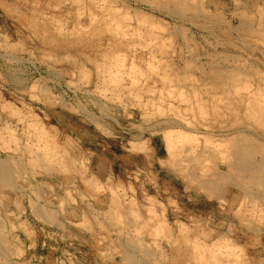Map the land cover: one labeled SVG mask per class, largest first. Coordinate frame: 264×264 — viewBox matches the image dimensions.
I'll return each mask as SVG.
<instances>
[{"label":"rangeland","instance_id":"1","mask_svg":"<svg viewBox=\"0 0 264 264\" xmlns=\"http://www.w3.org/2000/svg\"><path fill=\"white\" fill-rule=\"evenodd\" d=\"M200 1L0 0V264H264V174H190L264 166V0Z\"/></svg>","mask_w":264,"mask_h":264},{"label":"bare ground","instance_id":"2","mask_svg":"<svg viewBox=\"0 0 264 264\" xmlns=\"http://www.w3.org/2000/svg\"><path fill=\"white\" fill-rule=\"evenodd\" d=\"M184 1V0H183ZM185 1H187V0H185ZM201 1H203V0H201ZM200 1V2H201ZM180 2V1H179ZM190 2H192V1H190ZM187 3V2H186ZM190 4V3H189ZM185 5V4H184ZM183 5V6H184ZM7 6V5H6ZM5 6V7H6ZM175 6V5H174ZM181 6H182V4H181ZM189 6H191V4L189 5ZM10 7V6H9ZM103 7V6H102ZM12 8V7H11ZM157 8V7H156ZM183 8V7H182ZM5 9V8H4ZM7 9V8H6ZM9 9V8H8ZM108 9V8H107ZM177 10V9H176ZM110 11V10H109ZM182 14V13H181ZM183 15V14H182ZM181 15V16H182ZM243 15V14H242ZM250 17V16H249ZM42 31V30H41ZM44 33V32H43ZM4 48V47H3ZM102 51H104V50H102ZM4 55V54H3ZM89 55V54H88ZM186 56V55H185ZM196 56V55H195ZM88 57V56H87ZM118 58V57H117ZM193 58V57H192ZM196 58V57H195ZM119 59V58H118ZM21 62V61H20ZM6 65V64H5ZM13 67V66H12ZM202 67V66H201ZM64 68V67H63ZM130 68V67H129ZM201 75V74H200ZM98 81V80H97ZM70 85V84H69ZM97 85V84H96ZM207 86V85H206ZM205 86V87H206ZM213 86V85H212ZM194 87V86H193ZM208 87V86H207ZM168 88V87H167ZM34 89V88H33ZM192 89V88H191ZM259 89V88H258ZM23 91V90H22ZM167 91V90H166ZM263 91H264V89H263ZM194 92H196V91H194ZM169 93V92H168ZM182 93V92H181ZM187 93V92H186ZM185 93V94H186ZM83 94V93H82ZM236 94V93H235ZM168 95H170V93L168 94ZM206 95V94H205ZM208 95V94H207ZM256 95V94H255ZM102 96V95H101ZM174 96V95H173ZM209 96V95H208ZM216 96V95H215ZM238 96V95H237ZM264 96V95H263ZM148 97V96H147ZM253 97V96H252ZM216 98V97H215ZM259 100V99H258ZM156 101V100H155ZM155 101H154V103H155ZM257 101V100H256ZM205 102H206V100H205ZM218 103V102H217ZM220 103H222V102H220ZM263 103V102H262ZM193 104V103H192ZM261 104V103H260ZM264 104V103H263ZM262 104V105H263ZM73 105V104H72ZM248 105V104H247ZM246 105V106H247ZM202 106V105H201ZM122 107H124V106H122ZM170 107V106H169ZM198 107V106H197ZM217 107V106H216ZM219 108V107H218ZM171 109V108H170ZM173 109V108H172ZM178 109V108H177ZM187 109V108H186ZM246 109V108H245ZM123 110V109H122ZM175 110V109H174ZM188 110V109H187ZM125 111V110H124ZM168 111V110H167ZM206 111H208V110H206ZM245 111V110H244ZM247 111V110H246ZM154 112V111H153ZM185 112H187V111H185ZM250 112V111H249ZM249 112H247V114L249 113ZM101 113H102V111H101ZM217 113V112H216ZM219 113V112H218ZM202 114V113H201ZM128 115V114H127ZM147 115V114H146ZM251 115V114H250ZM189 116H190V114H189ZM252 116V115H251ZM254 117V116H253ZM147 118V117H146ZM252 118V117H251ZM257 118V117H256ZM207 119V118H206ZM219 119V118H218ZM255 119V118H254ZM146 120H148V119H146ZM259 120V119H258ZM186 122V121H185ZM196 122V121H195ZM148 123V122H147ZM146 123V124H147ZM259 124H261V123H259ZM258 124V125H259ZM189 125V124H188ZM193 125V124H192ZM257 125V126H258ZM264 124H261L260 125V127L261 126H263ZM190 126V125H189ZM7 128V127H6ZM103 128V127H102ZM211 129V128H210ZM175 130V129H174ZM263 131H264V128H263ZM13 132V131H12ZM175 132V131H174ZM16 133V132H15ZM171 133H173V132H171ZM105 134V133H104ZM174 134V133H173ZM241 135V136H240ZM239 136L240 137H242L243 135L242 134H240ZM2 136V135H1ZM191 136V135H190ZM189 136V137H190ZM194 136V135H193ZM192 136V137H193ZM233 136H235V135H233ZM232 136V137H233ZM250 136V135H249ZM168 137H170V136H168V135H166L164 138H167L168 139ZM173 137V136H172ZM231 137V136H230ZM239 137V138H240ZM245 137V136H244ZM244 137H242V138H244ZM246 137H247V135H246ZM251 137V136H250ZM171 138V137H170ZM248 138V137H247ZM2 139V138H1ZM6 139V138H5ZM14 139V138H13ZM166 139V141H168ZM172 139V138H171ZM176 139H177V136H176ZM197 139V138H196ZM205 139V138H204ZM224 139V138H223ZM231 139H234V140H230V142L231 141H235V138H231ZM241 139V138H240ZM254 139V138H253ZM11 140V139H10ZM10 140H9V142H10ZM170 140V139H169ZM174 140V139H173ZM173 140H171V141H173ZM188 140V139H187ZM206 140V139H205ZM204 140V141H205ZM213 140V139H212ZM226 140V139H225ZM228 140V139H227ZM239 140V139H238ZM247 139L245 138V140L243 139V141L245 142ZM180 141V140H179ZM218 141V140H217ZM220 141V140H219ZM248 141V140H247ZM246 141V142H247ZM27 142V141H26ZM169 142V141H168ZM176 142V141H175ZM178 142V141H177ZM189 142H192V141H190V139H189ZM226 142H229V140L228 141H226ZM237 142H240V140L239 141H237ZM241 142H242V140H241ZM243 142V143H244ZM245 142V143H246ZM167 143V142H166ZM173 143V142H172ZM172 143H170V145L172 144ZM205 143H207V142H205ZM208 143H209V141H208ZM210 143H213V142H210ZM178 144H179V142H178ZM196 144V143H195ZM217 144H218V142H217ZM220 144V143H219ZM223 144V143H222ZM233 144H235L236 145V142H234ZM199 145V144H198ZM209 145V144H208ZM212 145H214L215 146V143L214 144H212ZM235 145H230L231 147H229V149H231L232 147H235ZM239 145H240V143H239ZM167 146V145H166ZM169 146V145H168ZM167 146V147H168ZM174 146V145H173ZM204 146V145H203ZM210 146V145H209ZM217 146H220V145H217ZM6 147V146H5ZM221 147V146H220ZM219 147V148H220ZM249 147H251V146H249ZM8 148V147H7ZM39 148V147H38ZM222 148V147H221ZM248 148V147H247ZM16 149V148H15ZM37 149V148H36ZM35 149V150H36ZM228 149V150H229ZM9 150V149H8ZM41 150V149H40ZM39 150V151H40ZM169 150V149H168ZM205 150V149H204ZM211 150V149H210ZM214 150V149H213ZM212 150V151H213ZM218 150V149H217ZM227 150V151H228ZM252 150H253V147H252ZM256 150V149H255ZM258 151H259V149H257ZM39 151H37V152H39ZM188 151H189V148H188ZM243 151V150H242ZM251 151V150H250ZM35 152V151H34ZM34 152H33V155H35L34 154ZM40 152H42V151H40ZM168 152V151H167ZM187 152V151H186ZM185 152V153H186ZM202 152V151H201ZM203 152H205V151H203ZM207 152V151H206ZM218 152V151H217ZM243 152H245V151H243ZM249 152V151H248ZM252 152V151H251ZM259 152H261V151H259ZM28 153V152H27ZM31 153H32V151H31ZM215 153V152H214ZM37 154V153H36ZM191 154V153H190ZM200 154V153H199ZM199 154H198V156H199ZM254 154V153H253ZM194 155V154H193ZM216 155V154H215ZM255 155H256V153H255ZM176 156V155H175ZM249 156L250 157H254V156H252V154L251 155H247V156H245V155H243V154H240V155H237L236 157H235V159H233V157H234V155H233V157L232 158H230V159H233V164L231 165V163H230V166H228V168H227V170H225V171H220L219 172V170H221V166H218V168H215L214 169V171L212 172V174H207V173H205V172H200V170L199 171H197V172H193V173H190L191 174V177L193 178L192 180H194L195 182H196V185L199 187V188H201L202 189V191L204 190V191H206L207 193L208 192H210V193H212V194H214V193H216V194H220L221 192H223V190H225V189H223L222 188V186H223V184L225 183V184H229V183H232L233 184V186L237 189V188H239L240 190H243V191H245V189H247V190H249L250 189V182H248L246 185L244 184V183H242L241 181V178H240V180H236V177H238L240 174H248V175H250V179H254V181H255V183L258 181H262V175L264 174V166H262L263 164H257V162H254V163H252V165L251 166H248V164H247V166H245L244 165V162L246 161V160H249L248 158H249ZM34 157V156H33ZM36 157H38V156H36ZM191 157V156H190ZM195 157H197V156H195ZM222 157V156H221ZM32 158V157H31ZM84 158V157H83ZM184 158V157H183ZM187 158V157H186ZM192 158H194L193 156H192ZM199 158V157H198ZM13 159H14V157H13ZM189 159V158H188ZM223 159V158H222ZM252 159V158H251ZM250 159V160H251ZM254 160H255V157L253 158ZM252 159V160H253ZM36 160V159H35ZM42 160V159H41ZM183 160V159H182ZM181 160V161H182ZM194 160H196V158L194 159ZM208 160V159H207ZM224 160V159H223ZM251 160V161H252ZM30 161V160H29ZM40 161V160H39ZM176 161H178L177 159H176ZM192 161V160H191ZM190 161V162H191ZM197 161H198V159H197ZM197 161H195V162H197ZM210 161V160H209ZM214 161V160H213ZM32 162V161H31ZM36 162H38V161H36ZM183 162V161H182ZM187 162V161H186ZM185 162V163H186ZM199 162V161H198ZM197 162V164H199ZM249 162V161H248ZM39 163V162H38ZM175 163V162H174ZM173 163V164H174ZM178 163V162H177ZM226 163H228V162H226ZM246 163V162H245ZM263 163V162H262ZM12 164H16V162L14 161H12V159L10 160V159H0V185H2L3 184V182H5V181H7L8 180V178L10 177V171H12L11 170V168H12ZM51 164V163H50ZM190 164H192V163H190ZM201 164H205V162L204 163H202L201 162ZM206 164H208V163H206ZM212 164V163H211ZM189 165V164H188ZM196 165V164H195ZM210 165V164H209ZM180 166V165H179ZM181 167H182V165H181ZM184 167V166H183ZM205 168H207V167H205ZM204 168V169H205ZM232 170H231V169ZM14 169V168H13ZM181 170H183V169H181ZM192 170V169H191ZM190 170V171H191ZM203 170V169H202ZM144 171V170H143ZM175 172V171H174ZM189 172V171H188ZM233 172H234V175H235V173H240V174H238V176L237 175H235L236 177H234V175H233ZM47 173V172H46ZM182 173H183V171H182ZM210 173V172H209ZM260 173L262 174V175H260ZM187 174V173H186ZM14 175V174H13ZM33 175V174H32ZM261 177H260V176ZM244 176V175H243ZM15 177V176H14ZM241 177H242V175H241ZM249 177V176H248ZM244 178V177H243ZM11 179V178H10ZM189 179V181L191 182V179L190 178H188ZM239 179V178H238ZM244 179H246V178H244ZM13 180V179H12ZM187 180V179H186ZM193 181V182H194ZM250 181V180H249ZM194 182V183H195ZM251 182H252V180H251ZM253 183V182H252ZM9 184V183H8ZM8 184H3L2 186H7ZM187 184H188V181H187ZM191 184V183H190ZM249 184V185H248ZM257 184V183H256ZM192 185V184H191ZM222 185V186H221ZM243 185H245V186H243ZM255 185V184H254ZM258 185V184H257ZM189 186V185H188ZM263 186V185H262ZM21 187V186H20ZM187 187V186H186ZM193 187V186H192ZM232 187V186H231ZM187 188H189L190 189V187H187ZM264 188V187H263ZM15 189V188H14ZM13 189V190H14ZM24 189V188H23ZM238 189V190H239ZM254 189V188H253ZM193 190V189H192ZM43 191V190H42ZM195 191V190H194ZM260 191V190H259ZM250 192V191H249ZM204 193V192H203ZM209 193V195H211ZM225 193V192H224ZM223 193V194H224ZM228 193V192H227ZM66 194V193H65ZM262 193L260 192V195H261ZM221 195V194H220ZM258 195V194H257ZM45 196V195H44ZM48 197V196H47ZM206 197V196H205ZM209 197H212V196H209ZM258 197V196H257ZM263 199H262V198ZM261 197H259V198H261L262 200H264V195L263 196H261ZM36 199V198H35ZM215 199V198H214ZM246 200H247V198H245ZM260 199V200H261ZM249 200V199H248ZM256 200V199H255ZM259 200V199H258ZM17 202V201H16ZM50 202V201H49ZM246 202H248V201H246ZM263 203V202H262ZM36 206H37V204L35 205V208H36ZM37 207H39V205L37 206ZM63 208V207H62ZM33 209V208H32ZM56 210V209H55ZM263 210V209H262ZM38 211H39V209H38ZM113 211H115V210H113ZM253 211V210H252ZM42 212L44 213V215H52V213H54L53 211H52V209L51 208H49V207H43V209H42ZM116 212V211H115ZM114 212V213H115ZM8 213V212H7ZM38 214V213H37ZM47 215H46V217H47ZM6 216H8V214H6L5 213V216L4 215H2V214H0V231H2L5 227H6ZM55 216V215H54ZM42 217H44L43 216V214H42ZM51 218V217H50ZM47 219H49V218H47ZM53 219V218H52ZM81 219V218H80ZM54 220V219H53ZM47 221V220H46ZM260 221V220H259ZM262 221V220H261ZM50 223H51V221H49ZM68 222V221H67ZM69 223V222H68ZM260 223V222H259ZM11 225V224H10ZM50 226V225H49ZM13 227V226H12ZM89 227V226H88ZM130 227V226H129ZM14 228V227H13ZM169 229V228H168ZM259 231V230H258ZM125 233V232H124ZM98 235V234H97ZM258 235V234H257ZM125 236H127V235H125ZM17 237V236H16ZM6 238V237H5ZM5 238H4V236H3V233H0V254H2L3 255V253L5 254L6 253V249L8 248L7 247V240H5ZM128 240H129V238H128ZM131 240V239H130ZM21 242V241H20ZM209 242V241H208ZM14 243V242H13ZM133 243V242H132ZM170 243V242H169ZM120 244V243H119ZM195 244H196V242H195ZM133 246V245H132ZM128 247V246H127ZM134 247V246H133ZM194 247L195 248H197L195 245H194ZM111 248V247H110ZM139 248V247H138ZM198 250H200L199 248H197ZM143 251V250H142ZM141 251V252H142ZM127 252H128V254H126V257H125V259L126 260H129L130 261V259H131V256L133 257V254L135 253L133 250H132V248H131V246L130 247H128V249H127ZM139 252H140V250H139ZM144 252H146L145 250H144ZM150 252V251H149ZM148 252V253H149ZM199 253V252H198ZM200 254V256H201V253H199ZM123 255V254H122ZM125 255V254H124ZM123 255V256H124ZM149 255V254H148ZM138 256V255H137ZM171 256V255H170ZM199 256V257H200ZM1 257V256H0ZM139 257V256H138ZM202 257V256H201ZM5 258V257H4ZM149 258V257H148ZM137 259V258H136ZM139 259V258H138ZM5 260V259H4ZM121 260H123V259H121ZM140 261H141V258L139 259ZM125 261V260H124ZM3 262V261H2ZM132 262H134V260H132ZM27 263V262H26ZM117 263V262H116ZM129 263V262H128ZM135 263V262H134ZM144 263V262H143ZM162 263V262H161ZM137 264H138V262H137ZM146 264H149L148 263V261H147V263Z\"/></svg>","mask_w":264,"mask_h":264}]
</instances>
